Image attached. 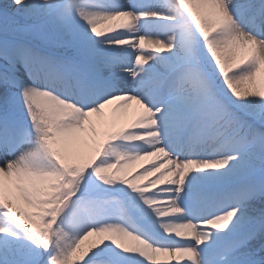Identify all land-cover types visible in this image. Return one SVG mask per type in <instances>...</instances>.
<instances>
[{"label": "snow or ice", "instance_id": "snow-or-ice-1", "mask_svg": "<svg viewBox=\"0 0 264 264\" xmlns=\"http://www.w3.org/2000/svg\"><path fill=\"white\" fill-rule=\"evenodd\" d=\"M0 264H264V0L0 5Z\"/></svg>", "mask_w": 264, "mask_h": 264}, {"label": "bare ground", "instance_id": "bare-ground-1", "mask_svg": "<svg viewBox=\"0 0 264 264\" xmlns=\"http://www.w3.org/2000/svg\"><path fill=\"white\" fill-rule=\"evenodd\" d=\"M106 111L108 112V109H106ZM138 112V106L135 104V102H133L130 106L121 109L119 112H115L112 115L110 113H108L109 117L111 119L116 120L118 126L122 125L123 123V119L127 120L128 123H130L136 116ZM140 164H146V161H141ZM140 164L137 165L136 169H139ZM161 259H167L165 257H161Z\"/></svg>", "mask_w": 264, "mask_h": 264}, {"label": "rangeland", "instance_id": "rangeland-1", "mask_svg": "<svg viewBox=\"0 0 264 264\" xmlns=\"http://www.w3.org/2000/svg\"><path fill=\"white\" fill-rule=\"evenodd\" d=\"M115 108V105H112V106H109V108H108V113H110L111 115L113 114V113H115L114 111H113V109ZM125 119V118H124ZM123 119V124L122 125H119V126H124V125H126V124H128V122H127V120H124ZM140 164V162L137 164V165H139ZM137 165H135L134 166V170H135V168L137 167ZM88 242H86V244H87Z\"/></svg>", "mask_w": 264, "mask_h": 264}, {"label": "trees", "instance_id": "trees-1", "mask_svg": "<svg viewBox=\"0 0 264 264\" xmlns=\"http://www.w3.org/2000/svg\"><path fill=\"white\" fill-rule=\"evenodd\" d=\"M4 3H10V0H0V4H4Z\"/></svg>", "mask_w": 264, "mask_h": 264}]
</instances>
